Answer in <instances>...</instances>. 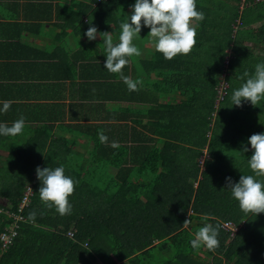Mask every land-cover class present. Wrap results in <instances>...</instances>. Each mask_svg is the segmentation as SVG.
I'll use <instances>...</instances> for the list:
<instances>
[{
	"label": "trees",
	"instance_id": "16d2710c",
	"mask_svg": "<svg viewBox=\"0 0 264 264\" xmlns=\"http://www.w3.org/2000/svg\"><path fill=\"white\" fill-rule=\"evenodd\" d=\"M107 2L118 6L119 37L135 0ZM196 6L205 18L199 22L191 54L164 59L148 35L150 28L144 26L134 40L147 57L132 59L140 61V80L147 84L143 89L155 99L146 128L159 136L131 147L129 158L136 171L124 165L112 174L95 169V155L79 161L71 156L68 159L78 163L69 162L71 169L65 174L78 184L69 198L68 215L41 201L37 175L0 171V196L5 199L1 208L18 212L26 187L32 189L21 210L25 221H19L13 243L2 249L0 241V263L29 255L21 248V237L37 227L49 233L33 231V238L61 247L53 257L65 256L67 264L84 261V256L100 264H264V213L245 214L226 181L230 177L236 183L241 175H254L248 164L252 155L248 138L264 133V101L256 106L249 101L239 107L232 103L233 92L245 82L239 77L246 71L254 74L255 66L264 63V0H196ZM159 92L165 102H158ZM126 147L119 149L127 162ZM244 147L249 150L242 152ZM203 154L207 156L200 166ZM50 160L60 166L63 159ZM81 164L89 167L84 173ZM31 212L36 213L34 221L28 219ZM205 215L210 219L203 220ZM185 220H191L187 227ZM12 221L0 213V235ZM224 222L232 223L236 231L224 228ZM205 223L221 225L214 251L190 244ZM36 261L34 257L30 263Z\"/></svg>",
	"mask_w": 264,
	"mask_h": 264
},
{
	"label": "crops",
	"instance_id": "0c3cea01",
	"mask_svg": "<svg viewBox=\"0 0 264 264\" xmlns=\"http://www.w3.org/2000/svg\"><path fill=\"white\" fill-rule=\"evenodd\" d=\"M117 8L107 0H0V108L4 101H12L7 112L0 111V123L11 126L21 116L25 119L22 134L0 136V171H30L35 176L37 167H59L50 160L53 156L62 157L61 165L68 170L69 162L78 163L68 159L73 155L78 161L95 155V169L112 174L124 165L137 170L129 158L131 147L139 140L159 137L146 128L154 96L143 89L144 83L139 91H129L118 74L104 68L101 36L95 40L85 36L94 26L98 33L111 32L118 42ZM141 71L140 61L131 57L123 74L137 80ZM157 100L165 102L162 92ZM100 131L108 137L107 143L99 140ZM113 141L119 146L112 147ZM119 147H126L123 155L129 161L120 155ZM86 166L81 164L79 170L84 173ZM4 201L0 196V204ZM33 231L49 233L37 227L24 231L21 248L30 254L0 264H31L34 257L37 261L32 264H57L56 260L67 264L65 256L53 257L61 247L50 241L40 243ZM83 259L76 264H87L89 259Z\"/></svg>",
	"mask_w": 264,
	"mask_h": 264
},
{
	"label": "clouds",
	"instance_id": "9594fccd",
	"mask_svg": "<svg viewBox=\"0 0 264 264\" xmlns=\"http://www.w3.org/2000/svg\"><path fill=\"white\" fill-rule=\"evenodd\" d=\"M204 13L197 10L196 0H135L132 13L120 25L122 31L118 42H114L111 32L98 33L94 26H90L85 32L88 40H95L101 36L105 45L106 60L104 68L110 73L118 74L127 85L129 91H139L143 81L133 80L123 74V69L129 63V58L139 57L140 49L134 43L139 37L142 26L150 28V35L154 41V47L166 60H172L177 55H189L196 47L197 29L199 22L204 20ZM130 21V22H129ZM239 79L245 82L233 92L232 103L239 107L242 101H249L256 106L264 101V63L255 66L254 74L244 72ZM12 101H4L0 111L7 112ZM25 119L21 116L11 126L0 123V136L15 137L23 133ZM101 143H107L108 137L100 131L98 133ZM252 155L248 161L254 175H241L239 181L233 183L231 178H226L227 189L232 197L239 202L240 209L245 213L255 215L264 213V181L257 177H264V133L253 134L248 138ZM112 147H118L116 141ZM247 147L242 152H247ZM37 179L41 182L39 197L48 208H55L60 215H68L72 211L69 198L73 195L78 181L65 174L63 165L56 168H36ZM36 213H29V220H35ZM207 221L209 216L202 217ZM162 222V221H161ZM191 220H185L187 227ZM220 223L213 226L205 223L194 234L190 241L193 249L201 246L210 251L219 247Z\"/></svg>",
	"mask_w": 264,
	"mask_h": 264
},
{
	"label": "built area",
	"instance_id": "2783aa9c",
	"mask_svg": "<svg viewBox=\"0 0 264 264\" xmlns=\"http://www.w3.org/2000/svg\"><path fill=\"white\" fill-rule=\"evenodd\" d=\"M31 195L32 189L28 186L24 191L23 197L19 204L18 212H11L0 207V213H5L13 219L12 223L0 235L2 249H7L13 243L15 237L17 236L19 221H25V218L21 214V210L29 203ZM222 226L226 229L234 230V225L230 222H224ZM69 235L71 236L72 233H69Z\"/></svg>",
	"mask_w": 264,
	"mask_h": 264
},
{
	"label": "rangeland",
	"instance_id": "374dc122",
	"mask_svg": "<svg viewBox=\"0 0 264 264\" xmlns=\"http://www.w3.org/2000/svg\"><path fill=\"white\" fill-rule=\"evenodd\" d=\"M206 156H207V154H203L202 156L199 157V164L200 165L202 164L204 157H206ZM104 180H106V179H104Z\"/></svg>",
	"mask_w": 264,
	"mask_h": 264
}]
</instances>
